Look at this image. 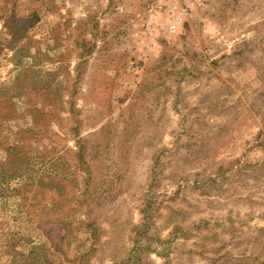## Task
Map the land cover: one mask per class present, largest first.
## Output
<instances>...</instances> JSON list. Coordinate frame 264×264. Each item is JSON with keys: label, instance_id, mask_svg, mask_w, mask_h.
Returning <instances> with one entry per match:
<instances>
[{"label": "rangeland", "instance_id": "374dc122", "mask_svg": "<svg viewBox=\"0 0 264 264\" xmlns=\"http://www.w3.org/2000/svg\"><path fill=\"white\" fill-rule=\"evenodd\" d=\"M0 264H264V0H0Z\"/></svg>", "mask_w": 264, "mask_h": 264}]
</instances>
